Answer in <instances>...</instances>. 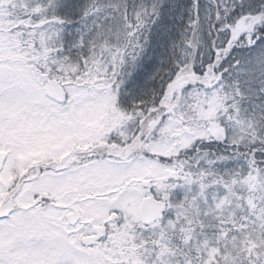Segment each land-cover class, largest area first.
<instances>
[{
    "label": "rangeland",
    "instance_id": "obj_1",
    "mask_svg": "<svg viewBox=\"0 0 264 264\" xmlns=\"http://www.w3.org/2000/svg\"><path fill=\"white\" fill-rule=\"evenodd\" d=\"M13 1L0 0V153H10L11 161L24 166L57 158L81 139L90 140L94 150L111 147L115 139L121 146L133 141L135 147L120 162L93 159L80 169L78 184H90L88 190H76L78 185L69 181L63 186L59 176L46 175L39 194L44 203L14 210L13 218L0 221V264H264V174H256L243 156L223 158L228 176L217 179L210 175L214 162L203 154L182 165L175 162L197 141L247 142L244 135H252L258 122L235 109L228 113L226 98L216 89L192 84L185 90L186 84L178 81L170 86L163 110L139 126L140 119L133 121L119 106V85L109 76L80 73L77 65L52 61L56 34L39 32L44 22L38 19L34 24L13 20ZM263 22L262 14L243 18L230 36L252 45L253 32ZM49 82L61 91V101L46 95ZM11 161L0 171V199L8 197L9 203L6 184L18 168ZM15 192L11 205H26L27 192ZM148 197L162 202L165 211L144 227L138 211ZM69 209H77L85 224L105 227L92 246L82 244L91 234L58 229V218ZM219 219L221 241L192 235L195 254L162 232L163 227L180 230V224L186 232L189 225L205 227ZM183 235L190 240L191 234Z\"/></svg>",
    "mask_w": 264,
    "mask_h": 264
},
{
    "label": "trees",
    "instance_id": "obj_2",
    "mask_svg": "<svg viewBox=\"0 0 264 264\" xmlns=\"http://www.w3.org/2000/svg\"><path fill=\"white\" fill-rule=\"evenodd\" d=\"M12 7L13 20L34 24L38 19L44 22L39 32L56 34L52 61L77 65L80 73L100 72L119 85L118 104L133 121L140 119L139 126L163 110L173 83H185V90L216 89L226 98L228 113L235 109L258 126L252 135L243 134L247 142L240 144L197 141L175 162L203 154L214 162L210 175L217 179L228 176L223 158L243 156L256 174H264V22L255 28L252 45L230 36L241 19L264 15V0H14ZM209 76L213 81L207 82ZM221 222L189 225L186 232L180 224V230L163 227L162 232L195 254L192 235L208 234L220 242Z\"/></svg>",
    "mask_w": 264,
    "mask_h": 264
},
{
    "label": "flooded vegetation",
    "instance_id": "obj_3",
    "mask_svg": "<svg viewBox=\"0 0 264 264\" xmlns=\"http://www.w3.org/2000/svg\"><path fill=\"white\" fill-rule=\"evenodd\" d=\"M136 138H134L135 140ZM80 143H77L79 142ZM78 140L75 141V143L71 146L72 150L69 152H66L65 154L57 157V158H45V159H38V160H31L28 161L27 164L24 166H21V161H16L18 163V168L11 172L10 174V181L8 184H6L8 191L10 192V202L12 203L13 197L15 196V191H25L27 192L26 201H23L26 203V205L17 203L16 205H11L8 201V197H4L0 199V221H8L14 216V210L20 211L26 210L30 206L39 207V204H43L44 196L39 195L42 192L43 183L44 180H46L49 176H59L61 185L65 186L67 185V182L69 181L70 185H78L76 187V190H88L90 189V184H86L83 182H80V185L78 184V179L81 178V175L79 173L80 169L85 168L86 166H89L90 162L95 160H102V159H110L111 161L120 162L118 161L119 158H121L124 154L131 152L134 147L135 143L133 141L129 142L126 145L121 146L118 140H113L112 146H102L97 147L94 150V146L92 145V142L90 140L82 141ZM77 143V145H76ZM2 153V152H1ZM4 153V152H3ZM5 154V160L3 162V166L0 169L4 168L5 164L8 163V160L11 161L13 157H9L10 153H4ZM96 156H100V158H97ZM102 158V159H101ZM14 161H11L12 163ZM116 163V162H115ZM78 170V171H77ZM88 180V179H87ZM42 184V185H41ZM43 196V197H41ZM153 197H148V199ZM145 199L142 203V205L145 203ZM154 199V198H153ZM19 202V201H17ZM22 202V201H21ZM37 204V205H36ZM142 205L139 208L142 207ZM16 207V208H15ZM77 213L76 222L74 225H71L68 221L69 216L73 213ZM164 212V211H163ZM162 215V214H161ZM23 217V216H21ZM23 220L25 218L23 217ZM157 218L154 219L150 224L144 225L140 221V215H139V221L144 227H148L152 225ZM58 223L60 226H58V229L63 232V234H77L78 230H82V234H91L87 237H91L92 234H94L93 229L95 227L101 228L103 231L101 234L105 233V227L96 226L93 224H88L82 220V215L79 213L77 209H69L67 213L63 217L58 218ZM85 226L83 227V225ZM83 238V239H85ZM101 238V237H100ZM100 238L93 241L92 245L99 240ZM83 241V240H82ZM91 245V246H92Z\"/></svg>",
    "mask_w": 264,
    "mask_h": 264
},
{
    "label": "water",
    "instance_id": "obj_4",
    "mask_svg": "<svg viewBox=\"0 0 264 264\" xmlns=\"http://www.w3.org/2000/svg\"><path fill=\"white\" fill-rule=\"evenodd\" d=\"M45 93L51 99H56L57 101L62 100V93L57 89V86L54 82H49L45 86ZM4 160H5V154L0 153V169L3 166ZM166 177L169 178L170 174L167 173ZM164 209H165V207H164L163 203H161L160 201H157L153 198L146 200L145 203L142 205L140 212H139L141 223L144 225H148L154 219L160 218ZM76 218H77V213L73 212L68 218L69 223L71 225H74L76 222ZM102 231L103 230L101 228L95 227L93 229V232H94L93 236L83 239V241H82L83 245L84 246L91 245L94 240L98 239L101 236Z\"/></svg>",
    "mask_w": 264,
    "mask_h": 264
}]
</instances>
